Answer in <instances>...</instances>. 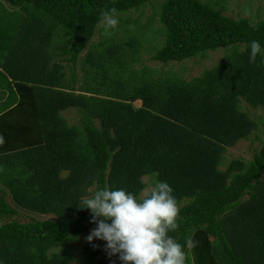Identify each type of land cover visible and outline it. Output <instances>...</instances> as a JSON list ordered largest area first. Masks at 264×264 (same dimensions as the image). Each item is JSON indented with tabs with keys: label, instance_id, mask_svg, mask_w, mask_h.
<instances>
[{
	"label": "trees",
	"instance_id": "obj_1",
	"mask_svg": "<svg viewBox=\"0 0 264 264\" xmlns=\"http://www.w3.org/2000/svg\"><path fill=\"white\" fill-rule=\"evenodd\" d=\"M225 1L159 0L155 12L153 0H2L17 16L11 31L20 27L0 44L4 72L23 87V122L7 128L16 137L3 136L0 148V264H122L105 241H86L96 225L78 204L106 185L143 199L146 176L150 188L164 181L174 189L182 219L170 235L199 242L185 247L186 264H264V142L248 159L226 156L264 133V56L249 63L252 41L264 49V19L245 16L246 6L227 16ZM148 3L161 41L146 51L162 68L226 54L188 80L125 70L119 55L139 58L149 27L131 13ZM113 7L123 34L109 30L105 47L80 58L95 33L105 34L101 12ZM69 110L75 124L62 116ZM79 240L78 256L71 244Z\"/></svg>",
	"mask_w": 264,
	"mask_h": 264
},
{
	"label": "clouds",
	"instance_id": "obj_2",
	"mask_svg": "<svg viewBox=\"0 0 264 264\" xmlns=\"http://www.w3.org/2000/svg\"><path fill=\"white\" fill-rule=\"evenodd\" d=\"M117 17L115 7L101 12L100 25L105 34L118 28ZM258 55L264 56V49L254 40L249 63H255ZM5 143L0 135V147ZM173 193L174 189L164 181H157L143 199L124 188L113 190L106 185L97 189L78 204L79 209L90 210V222L96 225L86 241H105L104 251L109 257L118 255L122 264H186L185 247L194 249L199 242L189 237L182 245L170 235L182 219Z\"/></svg>",
	"mask_w": 264,
	"mask_h": 264
},
{
	"label": "rangeland",
	"instance_id": "obj_3",
	"mask_svg": "<svg viewBox=\"0 0 264 264\" xmlns=\"http://www.w3.org/2000/svg\"><path fill=\"white\" fill-rule=\"evenodd\" d=\"M204 1H208V0H204ZM229 0L225 1L228 2ZM154 3V7H155V12L158 11L159 8V0H153ZM244 6H246V10L247 13L244 12L245 16H252L253 20H259V19H263L264 18V0H232L229 3V6L227 8V10L225 11V15L229 16H233L235 17V14L238 11H243ZM141 12L143 13V15H141ZM250 12V13H248ZM0 29L2 31H5L6 33H8V29L10 27V24H13L16 20H17V16L16 13L12 14L11 12H6L4 9H0ZM131 15H133V17L135 19H140L141 22H147L149 23V27H148V31L146 30L145 34H146V40H140L138 39V43H139V58L138 57H134L133 60H129L127 61V63H125V60H123V58L121 57L122 54L119 55V59L121 60V62L123 64H127L128 68H125V70H133V71H139L142 72L141 70H143L145 67L146 68H150L152 70H162V72L164 71H170V72H177L178 76L188 80L190 78L196 77L198 75L201 74V72L203 70H208L212 67H214L215 65H217V63L221 60V58L226 54V48H219L215 51H209L206 54V58L204 60L202 59H185L183 61L180 62H171L169 63L167 66L165 67H161L159 62L153 61L151 60V55L146 51L147 47H153L156 44L160 43L161 38L157 37L156 35H154V30L152 29L155 26H158V22H157V18L154 15L153 9L151 7V4H147L146 7L142 8L141 10L138 11H134L131 13ZM141 15V16H140ZM132 17V16H131ZM149 19V20H148ZM120 25V24H119ZM98 27V26H97ZM119 27V26H118ZM99 28L101 29V25L99 26ZM125 30H127L129 32V30H131V28H129V25H127L126 27H123ZM97 29V28H96ZM120 29V28H119ZM118 28L115 30H119ZM104 31V29H103ZM117 36H121L123 34L122 30H119L118 32H114ZM112 33H110L111 35ZM131 34L135 35L136 37L139 36V30H132ZM108 34H104L102 32H97L94 34L92 40L90 41L88 47L86 48V50L80 55V58H84L87 51L89 50V52L92 51H99L100 49H102V47L105 46H101V44L105 41L108 42L106 40L105 37H109L107 36ZM130 33L129 35H124L122 36L121 40L119 41H123L126 42L127 40H129L130 38ZM133 37V36H131ZM133 37V38H136ZM129 38V39H128ZM120 39V38H119ZM0 40H4V34H2V32H0ZM57 38L55 37L56 41ZM126 54L128 52L127 48H123L122 49ZM81 62L79 61L78 63V72L80 73L81 70ZM125 73H127V71H125ZM135 105H139V102H137ZM250 112L252 113V111L250 110ZM258 114L260 113V111L257 112ZM62 116H64L65 118H67V120L71 123V124H75L76 122H78L79 119V115L75 110H69V111H65L62 112ZM259 139H254V135H251L250 138H252V141H243L240 142L237 146H235L233 149H228L227 150V159L230 158H236V157H244L246 159L250 158V154L252 152V149L255 147H259L260 144L262 142H264V133L259 130L256 131ZM143 180L145 181V183H147L148 187L147 189L144 191V193L148 190H150V180L149 177L146 176L143 178ZM38 218L40 219H44V218H53L52 215H47V216H38ZM17 219H19L20 221H28V218L26 215H24L23 213H21L20 216L17 217ZM73 249L77 252V255H80V251L81 248L83 246V241L79 240L77 242H73L72 244ZM194 264V263H191Z\"/></svg>",
	"mask_w": 264,
	"mask_h": 264
},
{
	"label": "crops",
	"instance_id": "obj_4",
	"mask_svg": "<svg viewBox=\"0 0 264 264\" xmlns=\"http://www.w3.org/2000/svg\"><path fill=\"white\" fill-rule=\"evenodd\" d=\"M0 3H1L0 9H4L6 12H12L13 10L12 7L2 2V0H0ZM16 24L17 26H15L12 31L11 29L13 25L8 29V33L9 31H11L9 34L6 33V36L4 35V42L12 43L14 39L13 36L16 37L17 32H20V27L18 25L19 22ZM6 56H7V51L6 49H2L0 44V74L3 75L4 77V78L0 77V135L6 137L8 136L9 138L12 139L14 138L15 132H8L7 128H11V130L13 131L15 123L19 118H20L19 120L23 122V87L19 89L18 86L16 85L17 83L13 82V80L9 78V76L4 72L2 66H4L5 64ZM12 71L14 73H17L15 69H13ZM21 102H22V108L17 110L18 104H21ZM213 240L214 238H210V241L213 242ZM191 263H194L193 260L191 261Z\"/></svg>",
	"mask_w": 264,
	"mask_h": 264
}]
</instances>
